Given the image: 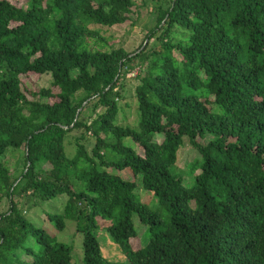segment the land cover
I'll return each mask as SVG.
<instances>
[{"label": "trees", "instance_id": "trees-1", "mask_svg": "<svg viewBox=\"0 0 264 264\" xmlns=\"http://www.w3.org/2000/svg\"><path fill=\"white\" fill-rule=\"evenodd\" d=\"M24 4L0 0V202L9 201L0 212V264H74L71 245L33 225L14 201L62 193V213L47 218L58 230L75 221L84 264H123L103 258L97 217L109 221L128 264H264V0H156L144 39L157 45L141 42L133 51L101 48L107 39L90 25L130 20L135 0ZM138 66L137 120L122 125L118 100ZM29 74H48L50 84L29 89ZM86 105L104 110L87 122ZM75 128L83 130L69 157L64 139ZM184 141L199 154L191 185L171 168ZM19 148L15 176L1 158ZM109 166L133 177L108 173ZM137 187L156 196L164 219L138 199ZM133 214L150 231L137 248L129 242ZM29 235L34 245L26 244Z\"/></svg>", "mask_w": 264, "mask_h": 264}, {"label": "rangeland", "instance_id": "rangeland-1", "mask_svg": "<svg viewBox=\"0 0 264 264\" xmlns=\"http://www.w3.org/2000/svg\"><path fill=\"white\" fill-rule=\"evenodd\" d=\"M18 5H25V0H12ZM138 6L133 7V14L130 20L124 23L116 24L113 26H100V25H90L92 28H98L100 34L107 39L106 46L101 47L107 49L108 47L123 46L126 51H133L141 42L148 43V47L157 45L156 38H145V34L150 26L155 23V13L153 11L156 0H145V4H141L142 0H135ZM171 34L174 40H178L181 37V30L177 27V31L174 30ZM158 34V33H157ZM144 45L142 47H144ZM172 54V59L175 64L180 65L178 55L175 50L170 51ZM164 54V52H163ZM152 56H150L151 58ZM139 60L135 59L134 63L137 66ZM144 65H140L142 71ZM143 75V72H139V66L135 67L132 72L126 74L124 79L123 89L121 90L122 98L118 100L120 110L116 116L118 123L122 125L135 126L137 120V103L134 94V88L138 83L136 74ZM50 84V77L48 74L35 75L29 74L25 76L24 85L29 89L45 87ZM126 103V104H125ZM104 108L99 106L96 110L90 109L89 105H86L83 109V118L89 122L98 113L102 112ZM81 128H75L67 132L64 139V151L67 156H72L76 149V138L82 133ZM204 141V139L202 140ZM85 148L88 152L94 143V137L90 132H87L84 139ZM123 143L131 145L138 153H141V148L133 143L129 138H123ZM108 158H118L117 155H107ZM199 158L198 152L189 145L187 141H184L177 153V159L171 168L173 171L180 173L183 176L184 183L186 185H191L194 181V176L199 171L196 162ZM3 164L8 167L13 175H18L23 167L22 160V148L18 150L8 149L4 156L1 158ZM98 166H101L98 164ZM108 173L119 175L123 178L131 179L133 177L132 173L128 169L116 168L113 166L104 168ZM134 179V178H133ZM74 186L79 187L82 183L81 181H74ZM138 199L145 202L152 209L159 210L162 213V218L166 217V211L158 204L156 196L149 190L142 187H137L135 191ZM67 195L65 193L58 194L50 199H39L37 196L32 194H23L14 197V201L26 218L35 226L43 228L49 235L53 236L57 241L68 243L71 245V261L74 264H84L82 257V234L76 232L75 221L72 219H65V226L62 230H58L55 224L47 218V213L50 214H60L62 213L64 204L66 203ZM9 207V201L4 198L0 202V212L5 211ZM132 221L134 228L136 230V235L132 237L129 242L132 247L137 248L143 245L150 231L148 230V225L143 224L136 214L132 215ZM96 227L94 229V234L99 242V247L101 249L102 256L107 261L122 262L123 264H128L125 260L124 255L121 253L118 245L111 239L106 226L109 223L107 219H102L97 217ZM27 245H34V237L29 235L26 238Z\"/></svg>", "mask_w": 264, "mask_h": 264}]
</instances>
